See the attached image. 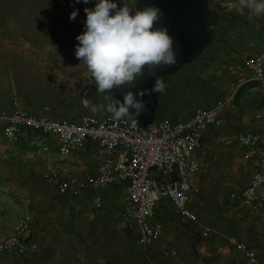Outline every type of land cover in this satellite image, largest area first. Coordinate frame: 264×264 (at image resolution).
<instances>
[{
  "label": "crops",
  "instance_id": "1",
  "mask_svg": "<svg viewBox=\"0 0 264 264\" xmlns=\"http://www.w3.org/2000/svg\"><path fill=\"white\" fill-rule=\"evenodd\" d=\"M239 7L240 0L212 1V39L166 75L161 94L141 100L144 108L154 102L150 111L135 114L145 126H155L163 118L186 120L235 91L236 62L264 50V16L248 9L242 15ZM85 8L91 7L82 0H0V111L19 107L35 116L71 121L112 115L99 105L103 103L95 98L97 85L85 77L75 56ZM74 10L78 14L70 20ZM222 118V126L206 129L195 151L207 169L196 178L201 193L193 195L190 204L199 221L182 218L174 204L164 200L155 216L164 225L163 236L151 246L140 245L137 225L135 231L123 221L122 185L99 192L103 207L98 211L92 190L79 198L60 195L42 177L51 164L61 163L56 138L49 137L53 154L46 156L38 133L25 130L18 142H9L0 121V241L31 214L32 241L38 249L17 264H251L235 241L255 249L264 263V219L231 197L264 169V158L246 159L239 142L240 134L249 130L264 135V87H242ZM107 155L89 142L67 163L78 173H96ZM204 227L215 233L206 235ZM169 250L178 255L166 256Z\"/></svg>",
  "mask_w": 264,
  "mask_h": 264
},
{
  "label": "built area",
  "instance_id": "2",
  "mask_svg": "<svg viewBox=\"0 0 264 264\" xmlns=\"http://www.w3.org/2000/svg\"><path fill=\"white\" fill-rule=\"evenodd\" d=\"M234 70L237 85L233 93L218 100L212 108L199 109L180 122L163 118L155 126H145L137 117L117 120L112 115H84L79 121H71L35 116L17 107L0 111L4 138L18 142L25 130H32L38 133L41 153L50 156L53 147L49 137H55L61 163H53L43 171L44 181L62 196L79 198L92 190L97 211L103 207L99 192L122 185L123 221L134 222L138 227V243L151 246L163 236L164 225L156 221L155 216L164 200H170L182 218L192 223L199 221L190 204L192 196L201 193L196 178L207 169L195 156V151L202 146L207 128L224 124L222 113L235 105L242 87L249 83L264 87V50L237 61ZM89 142L97 144L108 155L101 160L96 173L88 170L78 173L76 167L67 162ZM239 142L246 150V159L257 155L264 158L263 134L249 130L240 134ZM231 197L264 219V169L256 171L249 185L240 192H233ZM33 223L31 214L21 218L14 233L0 241V256L22 258L37 251L38 245L32 241ZM204 231L206 235L215 233L210 227H204ZM235 242L251 264H264L255 249L244 242ZM164 254L176 256L178 252L169 250Z\"/></svg>",
  "mask_w": 264,
  "mask_h": 264
},
{
  "label": "clouds",
  "instance_id": "3",
  "mask_svg": "<svg viewBox=\"0 0 264 264\" xmlns=\"http://www.w3.org/2000/svg\"><path fill=\"white\" fill-rule=\"evenodd\" d=\"M77 3L81 0H76ZM88 4L89 0H82ZM248 9L257 17L264 16V0H240L237 11L244 14ZM84 31L76 37L75 56L85 68V77L94 79L97 91L107 104H99L112 114L114 119L132 117L130 109L138 115L144 109V102L136 99L147 90L134 94L124 93L123 102L110 93L114 88L131 87L138 77L144 75L147 68L150 76L160 66L174 65L176 54L173 39L166 28H154L160 18V10L147 6L133 9L124 0L118 7L113 0H97L94 8H85ZM78 11L74 10L70 20H74ZM165 87L163 78L156 77L151 91L162 93Z\"/></svg>",
  "mask_w": 264,
  "mask_h": 264
},
{
  "label": "water",
  "instance_id": "4",
  "mask_svg": "<svg viewBox=\"0 0 264 264\" xmlns=\"http://www.w3.org/2000/svg\"><path fill=\"white\" fill-rule=\"evenodd\" d=\"M212 1L213 0H165L161 4L160 13L161 16L165 14V18H163L164 16L160 17L156 23L159 28L167 29L168 35L173 39V50L176 54V63L174 65L165 66V71L163 73L165 77L179 65L191 58L200 49L205 47L212 39L213 34L210 27L216 18L211 8ZM194 27L197 28L196 32ZM191 46L192 50L190 49L188 55L185 57L182 56L184 50L189 49ZM154 77L155 75L150 76L148 72L145 71L144 75L138 77L131 87L123 86L114 88L111 90L110 94L115 99L123 102L125 92L132 91L136 94L140 91L147 90L143 96L136 95V99H148L150 95H154V92L151 91L155 85V80H153ZM106 94L108 93H96L95 98L106 105L107 101L103 99V96ZM150 108H154V102L152 101L144 108V112L150 111ZM130 112L133 114V117H136L137 114L135 109H130ZM141 122L145 124L142 120Z\"/></svg>",
  "mask_w": 264,
  "mask_h": 264
},
{
  "label": "flooded vegetation",
  "instance_id": "5",
  "mask_svg": "<svg viewBox=\"0 0 264 264\" xmlns=\"http://www.w3.org/2000/svg\"><path fill=\"white\" fill-rule=\"evenodd\" d=\"M165 0H137V5H136V8L135 9H144L145 7L147 6H152V7H156L158 8L159 10L161 9V4L164 2ZM134 9V10H135ZM164 16V17H163ZM160 17H163L165 18V14H163L162 16L160 15ZM154 28H159V26L157 25V23L154 24ZM195 28V32L197 31V28ZM196 45V43H195ZM190 49L192 50V46L189 47V49H185L184 52L182 53L183 55L182 56H187L188 53L190 52ZM146 72H149V70L146 68L145 69ZM144 71V72H145ZM165 71V66H160V67H157L156 69H154V72H155V77L153 80L156 81V77H161L163 78V80H165V75L163 74Z\"/></svg>",
  "mask_w": 264,
  "mask_h": 264
},
{
  "label": "rangeland",
  "instance_id": "6",
  "mask_svg": "<svg viewBox=\"0 0 264 264\" xmlns=\"http://www.w3.org/2000/svg\"><path fill=\"white\" fill-rule=\"evenodd\" d=\"M73 1H76V0H73ZM97 2V0H89V3L87 5H89L91 8H94L95 6V3ZM113 2L117 3V5L119 6H123V3H124V0H113ZM127 3L133 7V9L136 8V3H137V0H127ZM91 100H93V98L90 97ZM119 201L121 203V206H123V200H121L119 198ZM122 201V202H121ZM128 225H127V228H130L132 227V229L135 231H137V228H136V224L134 222H126ZM18 259H22V258H17L15 256H0V264H17L18 263Z\"/></svg>",
  "mask_w": 264,
  "mask_h": 264
}]
</instances>
